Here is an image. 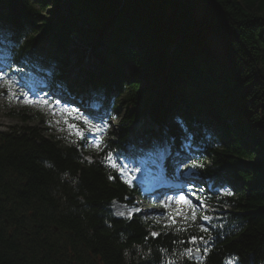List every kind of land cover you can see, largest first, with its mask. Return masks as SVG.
Instances as JSON below:
<instances>
[{
	"label": "trees",
	"instance_id": "1",
	"mask_svg": "<svg viewBox=\"0 0 264 264\" xmlns=\"http://www.w3.org/2000/svg\"><path fill=\"white\" fill-rule=\"evenodd\" d=\"M0 50L70 102L120 117L92 159L69 133L0 130V264H195L180 255L190 235L207 240L203 264H264V0H0ZM141 118L151 123L136 130ZM180 134L213 185L198 194L222 210L209 231L117 217L112 205L139 190L106 153Z\"/></svg>",
	"mask_w": 264,
	"mask_h": 264
},
{
	"label": "rangeland",
	"instance_id": "2",
	"mask_svg": "<svg viewBox=\"0 0 264 264\" xmlns=\"http://www.w3.org/2000/svg\"><path fill=\"white\" fill-rule=\"evenodd\" d=\"M88 56L91 54L90 47L87 49ZM86 54V55H87ZM85 55V60H86ZM75 59L72 60L74 62ZM84 63V62H83ZM82 63V67H84ZM44 67L47 65H43ZM2 72H0V130L2 131H9L13 130V127L16 129H20L24 126H36L37 128H41L42 130H46L47 134L53 133L56 136L62 135L63 133H69V130L67 129L65 125V120H69L71 123H77L78 126H80L86 133L85 139L88 141H92L95 139V137L91 134H88V128L83 124L80 120H72L71 116L69 115V112H71L72 116L77 115V113L81 114L82 116L86 117L85 114H89L85 109H82L79 105H73L70 102L62 101L60 98V93L55 90H50L47 85L42 84L37 79L29 78L28 76H23L21 73H19L17 70H10L8 65L2 66ZM67 76L69 80L76 82L77 80H82L81 75L76 74L79 70L76 68L68 67L67 68ZM22 71H28L27 69H24ZM29 72V71H28ZM31 75L32 73L29 72ZM81 78V79H80ZM9 84H11V87H9ZM53 91V92H51ZM60 97H58V96ZM44 101H47V103H44ZM57 101L59 103H57ZM96 104V103H95ZM84 106H87L88 103L85 102L83 104ZM93 106L90 105V108L93 112L94 111ZM94 108H97L94 106ZM26 116V117H32L28 119L27 121H23L20 118V115ZM96 116V115H95ZM101 119H94L96 121H91L94 125H101L105 126V130L100 134V139L103 137L108 138L109 133L111 131H114L116 127L120 124V117L119 118H109L108 115H103ZM104 119H107L105 121ZM137 129L139 127H142V129L148 128L149 124L147 122H141V123H135L133 125ZM139 126V127H138ZM130 143L128 144V146ZM186 145V143H185ZM168 152L172 154V150L167 146ZM89 150L90 154L88 156L89 159H92V154L96 152V148L88 143L85 146H83L80 151L85 153V151ZM156 151V149H155ZM154 149H148L145 151V153H153ZM160 155V152L157 153ZM178 154V153H177ZM152 164H153V158ZM118 163V161L116 160ZM155 162V161H154ZM121 166H124L123 163H118ZM128 169H134L135 171L131 172V176L134 177V179H137V176L140 175V171L142 168L137 166L136 163H129L126 164ZM192 169L188 167L187 165H180L176 171L173 173V183L180 184L181 188L178 194L183 192L185 195H189V198L192 199L194 204H198L199 201L195 199V197L190 196L188 193V188L191 186V173ZM177 194V195H178ZM147 202V199L139 198L136 203L141 205L140 208H129V212L125 213V216H129L130 213L139 212L144 217H154L156 214H161L165 211L164 208L160 207L161 203L163 202L162 199H159L157 203L154 204V206H150V204L146 203L147 206H144V203ZM117 203L113 204L112 207L116 210H120V205H116ZM177 207H183L184 214L190 215V209L187 206H181L177 205L175 203L172 204V208L175 209ZM210 213H206L209 215L212 221H216V219L219 217L220 211H222L218 207H208ZM133 209V210H132ZM136 209H140V211H136ZM204 214L202 212H197V220L204 224H209L208 222L201 221L200 216ZM132 216V215H131ZM179 223L181 224H193L189 221H185L182 218H178ZM170 223V220L161 218V224H168Z\"/></svg>",
	"mask_w": 264,
	"mask_h": 264
},
{
	"label": "snow or ice",
	"instance_id": "3",
	"mask_svg": "<svg viewBox=\"0 0 264 264\" xmlns=\"http://www.w3.org/2000/svg\"><path fill=\"white\" fill-rule=\"evenodd\" d=\"M9 87H11V84H9ZM44 103H47V101H44ZM57 103H59L57 101ZM69 115L71 116L72 120H80L83 122L85 126L88 128V134H91L95 137L94 140L88 141L85 139L86 133L85 131L78 126L77 123H71L69 120H65V125L67 129L69 130L70 135H75L78 139H85V143L92 144L98 151L103 149V140L100 139V134L105 130V126L101 125H94L91 123V121L87 118L82 116L81 114L77 113V115L72 116L71 112H69ZM105 160L108 162L109 167L115 168L118 170L120 176L126 180L129 185H131L132 179H134L133 176H131V172L135 171L134 169H128L126 165L121 166L116 162V159L112 152H108L105 155ZM192 169L202 168L203 165L200 163H197L193 161V163L190 165ZM111 178V177H110ZM191 186L188 188V193L190 196L195 197L197 201H199V204H194L192 199L189 198V195H185L183 192L176 196H168L160 205V207L164 208L165 211L161 214L154 215L153 219L154 222L159 223L161 218L170 220V223L164 224V227H176L177 233L179 232H187L188 231V225H180L179 219L182 218L185 221H189L191 223H195L197 220V212H202L200 216L201 221H205L208 223H211V217L206 214V211L208 209V205L205 203L206 198L203 196H200L197 194L198 191H202V189H198L197 185L194 182H190ZM230 191H226L225 195H232ZM175 203L177 205L181 206H187L190 209V215L184 214L183 207H177L175 209L172 208V204ZM136 211H140V209H136ZM134 213H130L128 218H131V215ZM123 215V213H121ZM198 229L201 233H206L209 231V229L205 226L204 223H200L198 225ZM150 236L153 238L160 235L157 232H151L149 233ZM167 235V233H165ZM181 244H188L189 247L185 248L184 251L180 254L182 257H186L187 259L194 260L195 264H203V256L197 257V254L203 251V253H207L210 249L207 246V240L203 235H190L187 240L180 241ZM201 245H203V249H201ZM167 264H176L175 261H168Z\"/></svg>",
	"mask_w": 264,
	"mask_h": 264
},
{
	"label": "bare ground",
	"instance_id": "4",
	"mask_svg": "<svg viewBox=\"0 0 264 264\" xmlns=\"http://www.w3.org/2000/svg\"><path fill=\"white\" fill-rule=\"evenodd\" d=\"M173 177V176H172ZM175 185V184H174ZM174 189H176V187L175 186H171L170 187V190H174ZM166 191V190H165ZM118 205H120V204H118ZM121 207H120V210L119 211H116L115 209H114V211H115V213H116V215H120V216H124L125 215V213L127 212H129V208L127 207V206H125V205H120ZM127 210V211H126ZM126 211V212H125ZM121 213H123V215H121Z\"/></svg>",
	"mask_w": 264,
	"mask_h": 264
}]
</instances>
